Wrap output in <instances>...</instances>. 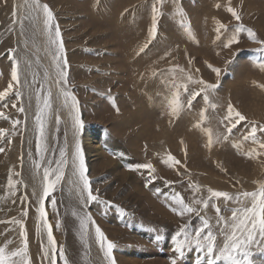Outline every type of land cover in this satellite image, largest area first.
<instances>
[{
    "label": "rangeland",
    "instance_id": "1",
    "mask_svg": "<svg viewBox=\"0 0 264 264\" xmlns=\"http://www.w3.org/2000/svg\"><path fill=\"white\" fill-rule=\"evenodd\" d=\"M40 3L49 6L59 25L68 83H57L55 48L48 41L44 13L33 7L34 0H0V89L12 83L14 65L10 51L19 60L21 80L14 88L16 93L9 94L7 101V98L0 101V111L9 117L0 119V128L7 130V135L0 139V147L5 148L0 153V247L9 240L12 241L9 250L22 247L21 231L26 229L32 264H49L44 257V249L49 246L42 240L46 228L40 223L37 208L43 195L44 170L49 167V161L55 168L61 160L60 152L65 151L64 178L44 203L57 246L63 248L68 264H93L88 246L93 226L82 236L77 218L86 212L116 245L113 255L117 264H173L174 261L176 264H207L208 257L195 247L186 248L183 257L175 251L173 237L180 226L187 223L192 232L202 220L194 214L190 218L177 216L171 211L174 206L171 197L180 192L186 202H191L194 192L188 187L189 183L199 185L201 193L196 195L205 198L209 187L235 195L241 191H257L264 183V155L253 158L246 155L252 149L264 150L251 140L243 139L252 126L264 127V68L259 67L264 64V51H258L264 45L254 43L244 31L239 33L238 44L224 47L240 24L251 29L257 39L264 40V0H163L162 5L159 0H40ZM153 5L161 13L154 39L149 36ZM228 7L238 12L239 22L227 11ZM220 24L225 27L217 32ZM39 34L45 42L47 65L42 60L41 48L35 43L37 37L32 38ZM145 43L147 47L140 51ZM209 65L219 68L220 75ZM173 68L177 69L174 74ZM179 68L185 72L180 73ZM185 74L192 75L193 80L203 79L217 85L214 91L207 92L208 103L203 99L206 93L201 92L192 100L191 107L187 106L190 93L199 91L202 86L188 82ZM184 83L188 91L179 89L184 107L178 115H172L169 104L176 91L173 85ZM61 88L76 97L84 128L77 135L75 109L71 100L65 102L63 96L60 115L55 118L51 107L45 117L47 151L37 169L33 163L40 162L36 125L28 146L26 117L11 105L22 107L17 95L20 89H35V96L44 94L45 98L49 89ZM229 104L246 117L231 135L224 121ZM202 112L207 119L202 120ZM57 118L59 122H55ZM13 120L21 121L15 129ZM51 123H54L53 139L49 142ZM206 129L213 133L211 147L207 146ZM90 139L98 142L103 155V162L98 160V165L89 163L91 159L86 155ZM77 140L94 194L100 198L88 202L87 210L81 207L84 204L78 194L67 186L70 166L78 171ZM257 140L264 141V132L258 130ZM68 141L73 144V151ZM168 154L175 156L181 165L163 164ZM143 163L154 165L155 179L149 177L147 170H129ZM26 173L38 179V188L34 181L33 190L24 185L22 174ZM54 175L50 178L54 179ZM10 177L15 189L8 186ZM147 199L154 203L156 210H151L152 203ZM51 200L56 201L55 211ZM217 203L229 222V209L240 206ZM245 203L250 206V201ZM24 211L27 216L23 215ZM201 216L211 217L214 231L218 233L214 210L202 211ZM16 220L21 221L25 229L12 223ZM92 234L90 239L95 241L103 262L108 264L94 227ZM223 240L218 235V246L222 247ZM252 252L253 264H264V254L255 245ZM57 258L58 264H64L63 257L57 255ZM217 264L227 262L218 260Z\"/></svg>",
    "mask_w": 264,
    "mask_h": 264
},
{
    "label": "snow or ice",
    "instance_id": "2",
    "mask_svg": "<svg viewBox=\"0 0 264 264\" xmlns=\"http://www.w3.org/2000/svg\"><path fill=\"white\" fill-rule=\"evenodd\" d=\"M159 3L162 5L163 0H159ZM33 7L41 9L44 13V26L47 31L48 41L49 44L54 46L55 48L53 59L56 62V69L59 76L57 83L66 85L68 83V74L65 71L67 67V59L65 58V48L59 25L56 24L54 14L47 4H41L40 0H34ZM217 7H219V5H217ZM227 11L231 13L232 17H234L236 21H240L241 17L234 8L228 7ZM152 13V27L149 36L150 38L154 39L157 35L158 29L157 19L161 15V13L156 5H153ZM224 27L225 26L223 24H220L217 28V32H219L220 29H223ZM21 30L23 31V25H21ZM244 31L247 32L248 38L254 43L264 45V40L257 39L256 34L251 29H245L244 26L240 24L231 35V38L227 40V43L224 44V47L231 48L232 45L238 44L239 33ZM144 47H147V43H145L140 51H143ZM258 51H264V48L258 49ZM9 54L13 58L14 65L11 72L12 83H9L3 91H0V101H4L9 96V94L13 93L14 88L18 87L21 84L19 74V60L15 57L14 52L10 51ZM189 62L191 63V61ZM209 67L217 76L220 75L219 68H213L211 65H209ZM259 67L264 68V64H260ZM178 70L180 73L185 72L183 68H179ZM171 71L174 74L177 69L173 68ZM153 75H155V73H153ZM185 76L188 82L199 84L202 86L199 91L190 93L191 98L188 99L187 106L191 107L192 100H194L197 96H200L201 92L206 93L203 96V99L206 103H208L209 101L207 92L209 90L214 91L217 85L208 83L203 79L193 80V77L190 74H185ZM173 87L176 88V91L173 94V98L170 101L169 107L171 109L172 115H178L180 110L184 107V105H182L180 102L179 89L183 88V90L187 92L188 85L187 83L178 85L174 84ZM262 87H264V85H262ZM61 94L66 98L65 102H67V100L69 99L71 100V105L75 109L74 126L76 127L77 135H79L80 131H82L84 128V123L80 118V111L77 106L78 102L76 100V97L72 95L70 91L64 88H61ZM17 95L21 94L17 93ZM37 101L38 104L41 105L35 116V125L37 131L36 147L40 155V162L34 161L33 163L35 164V167L39 169L41 166V162L44 159V154L47 151V146L45 143V117L51 109V91L49 90L47 96L43 99L38 94ZM2 106L5 108L8 107L7 104H3ZM210 106L213 108L215 107V105ZM11 107L16 108L17 111L21 113L25 111L23 107H17L16 104H12ZM201 118L202 120L207 119L203 112L201 113ZM0 119L8 120L9 117L5 114L4 111H0ZM245 120L246 117L244 115L237 111L231 104L228 105L227 115L224 117V121H227V123L225 124V128L228 135L232 134L233 129L237 127V124L239 122ZM57 122H59L58 118ZM20 123L21 121L19 120H13V129H15V127ZM197 127H200V125L198 124ZM258 130L260 132H264V127L258 128L257 126H252L250 132L245 135L243 139L245 141L251 140L253 144H258L259 148L264 150V141L257 140ZM205 131L208 136L207 146L211 147L214 143L212 130L206 129ZM6 135L7 130L0 128V139H3ZM223 139H228V136H223ZM236 147H239V145H236ZM4 151L5 148L0 147V153H3ZM246 155L249 158H253L254 155H264V152H256L255 149H252V151L247 152ZM65 156L66 152L61 151V160L59 163H57L55 168L51 167L52 161L48 162L49 167H47L43 173L45 181L43 187V195L37 208L40 223L47 230V240L49 247H46L44 249V257L49 260V264H55L54 257L57 255L64 258V264H68V260L63 248H58L57 246V241L53 235V225L48 221L44 203L45 199L48 198L56 190L57 186L64 178V168L67 164ZM75 161L77 162L76 166L78 168L79 180L81 182L78 197L79 200L86 206L88 202H96L100 198L96 194H94L93 188L91 186V181L87 175L84 154L81 149L79 140H77L76 143ZM162 162L169 167H176L178 165H181V162L171 154H168ZM140 169L147 170L149 177L151 179H155V176L153 174L156 172V168L152 163L139 164L135 166L134 169L129 170ZM53 173H55L54 179L50 178L53 176ZM166 183L171 184L172 182L166 181ZM8 186L11 189H15L16 187L11 177L8 180ZM188 187L191 188L194 192V196L191 202H186L184 196L180 192H175L171 197L172 201H174V206L172 207L171 211L181 218L185 217L186 215L190 218L194 214L197 217L201 218L202 223L192 232L188 230L189 225L187 223L181 225L179 230L175 232V236L173 237L175 243V251L179 253L181 257H183L186 248L191 249L195 247L202 253H205V255L208 257L207 264H217L218 260L226 261L227 264H253V245H255V247L262 254H264V183L259 185L257 191H241L235 195H232L227 191L213 190L211 187H209L207 189L208 195L206 198L203 195H196L201 193V187L199 185L189 183ZM246 201H250V206L245 203ZM217 202H229L240 205L239 207L229 209L231 217L230 222L226 218V216L222 214V208L218 205ZM51 205L53 210L55 211L56 201L51 200ZM210 208L213 209L216 214L215 225L219 229L218 233L214 231L211 217L201 216L202 211H207ZM23 215L27 216V211H24ZM74 215L77 214L74 213ZM77 218L79 219L82 236L87 235L90 225L93 226L95 237L99 243L100 248L104 251V255L108 260V264H117V261L113 255V251L116 248V245L108 240L107 236L102 231L100 226L96 223V220L93 218V216L90 213L86 212L83 216H77ZM12 223L19 224L21 229H25L24 224L19 220L12 221ZM57 226H60L59 222L57 223ZM218 235L224 238L222 247L218 246ZM21 236L23 238L22 247H17L15 250H9L8 245L12 243L11 240H9L3 247H0V264H32V261L29 257V243L26 229L21 231ZM157 239L159 240L160 237L158 236ZM258 240L259 243H257ZM173 264H176V262L174 261Z\"/></svg>",
    "mask_w": 264,
    "mask_h": 264
},
{
    "label": "bare ground",
    "instance_id": "3",
    "mask_svg": "<svg viewBox=\"0 0 264 264\" xmlns=\"http://www.w3.org/2000/svg\"><path fill=\"white\" fill-rule=\"evenodd\" d=\"M19 13V12H18ZM35 35V33H34ZM32 38H35V43H38L39 47L41 48L42 50V60L43 62H45V64L47 65V61H48V58L46 56V53L45 52V42H43V40L40 38L42 35H36ZM40 50V51H41ZM49 65H50V62H48V70L49 69ZM53 84V82L51 83ZM54 86H52L53 88ZM3 90V89H0V91ZM51 91V107H52V110L54 111L55 113V118H56V115H60V111L62 110L61 106V103H62V97L63 95L61 94V89H49ZM16 93L15 89L13 91V93H11L10 96H13L14 94ZM21 95H19V98L21 99V105L22 107L25 109V111L23 113L19 112L21 115H25L26 117V121H25V129H26V142L28 143V146H30V143L33 139V136H34V130H33V127L35 125V116L39 110V107L41 105L38 104V101H37V96H35V89H20V92H19ZM10 98V97H9ZM9 98H7L5 101H7ZM41 98L43 99L44 98V94H43V97L41 96ZM1 103V102H0ZM61 105V106H60ZM63 115V114H62ZM24 117V116H23ZM64 119V118H62ZM57 119H55V122H56ZM65 121V120H64ZM27 124V125H26ZM53 124L54 123H51V127L48 128V140L49 142H51V140L53 139L52 137V132H53ZM70 139V138H69ZM94 139V138H93ZM71 141V140H69ZM68 141V142H69ZM88 144H87V147H86V150H87V153L86 155L88 156L89 159H91L90 162H93V164L95 165H98L97 161L100 160L102 161L101 157H103L102 155V152L100 150V147L97 145L98 142L96 141H93V140H88ZM69 144V148L71 149V151H73V144L72 143H68ZM27 146V145H26ZM27 146V147H28ZM27 147H25L27 149ZM26 151V150H25ZM28 151V149H27ZM26 151V152H27ZM30 152H31V148H30ZM105 152V151H104ZM25 153V152H24ZM26 156V155H25ZM31 157V156H30ZM29 157V158H30ZM28 159V158H27ZM103 162V161H102ZM25 163V162H24ZM87 163V162H86ZM97 163V164H96ZM72 164V163H71ZM95 165H92V166H95ZM100 165V164H99ZM105 165V164H104ZM102 165V167L104 166ZM106 166V165H105ZM109 165H107L106 167H108ZM113 166V165H112ZM88 167V166H87ZM10 169V168H9ZM26 170L27 169V166L25 168ZM25 169H24V172H25ZM123 174V173H122ZM72 177H75V178H72ZM126 177V176H125ZM31 178V179H30ZM68 189L74 193V194H78L79 193V189L81 187V182L79 180V173L78 171L74 170V167L70 166V170H69V173H68ZM22 180H23V183L25 186H28L30 189L33 190V187H32V184H33V181L35 183V187L38 188L39 186V183H38V179L37 178H34L32 176H30L28 173L26 174H22ZM40 180V179H39ZM80 182V183H79ZM76 184V186L72 185V184ZM78 186V187H77ZM66 197L69 199L70 198V195L69 193H67ZM150 203H152V207H151V210H156V206L154 205V203L150 200V199H147ZM68 201H71V200H68ZM85 205H82L81 207H83ZM46 207V206H45ZM10 208V207H9ZM47 208V207H46ZM85 210H87L88 206L86 205L85 207H83ZM48 210V209H46ZM84 211V210H83ZM47 212V211H46ZM156 212V211H155ZM47 216H48V212H47ZM27 218V217H26ZM29 220V219H28ZM92 227V226H91ZM55 230V229H54ZM92 230H93V227H92ZM92 230H91V236H93L92 234ZM54 232V231H53ZM54 234V233H53ZM56 235V234H55ZM90 236V233L88 234V237ZM90 236V237H91ZM90 237L88 238V246H89V252L91 254V258H92V261H93V264H106L103 262V258L101 256V254L99 253L98 251V247L96 248L95 246V241ZM42 240L43 241H46L47 244H48V240H47V230L45 229L42 233ZM49 246V245H48ZM56 258V263L58 264V258L57 256H55ZM131 264V263H130Z\"/></svg>",
    "mask_w": 264,
    "mask_h": 264
}]
</instances>
